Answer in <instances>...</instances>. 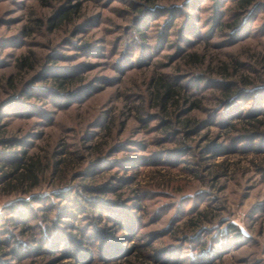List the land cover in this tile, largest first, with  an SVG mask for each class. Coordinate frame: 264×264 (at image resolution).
Listing matches in <instances>:
<instances>
[{
    "label": "rangeland",
    "instance_id": "obj_1",
    "mask_svg": "<svg viewBox=\"0 0 264 264\" xmlns=\"http://www.w3.org/2000/svg\"><path fill=\"white\" fill-rule=\"evenodd\" d=\"M0 264H264V0H0Z\"/></svg>",
    "mask_w": 264,
    "mask_h": 264
},
{
    "label": "trees",
    "instance_id": "obj_2",
    "mask_svg": "<svg viewBox=\"0 0 264 264\" xmlns=\"http://www.w3.org/2000/svg\"><path fill=\"white\" fill-rule=\"evenodd\" d=\"M252 3V0H239V5L240 6H246ZM80 9L79 4H75V5H67L66 7H62V9H60L57 12V16L58 17V22H54L52 19H50L52 21L51 25H58L59 22H62L63 20H65L66 18H68L73 12H77ZM234 25H236V22L234 23ZM136 29L139 30L138 27H136ZM140 35H144V33L140 32ZM29 64V58H24L22 60V65H26ZM76 76L73 74L70 75H64L63 79H61L59 81V85H64L67 84L69 82H73L75 80ZM154 81V78L151 80ZM239 84V83H236ZM174 84L171 83V81H165L162 77H159L158 79H156V89H154V98H157V102L162 106V107H166L168 105V103H170V101H177V99L175 98L178 90L173 86ZM228 86L226 87V91H225V95L223 96V100H227L228 98H233L234 96L238 95L242 89H236V90H232L231 88V84H227ZM241 88V87H240ZM154 100V99H153ZM198 104V106L200 105L197 102H193L191 104V106H194ZM250 116H246V117H253V115L249 114ZM186 126H190L189 124V119L187 120ZM197 124L194 123L193 126L189 129H185L187 132L192 129V128H196ZM252 126H255L254 124ZM256 129L255 130H251L250 134L254 135L255 138L261 137V131L260 128L258 126H255ZM213 144V143H212ZM253 150H257V148L255 146L252 147ZM22 157H13V159L11 160L13 163L12 165L15 166L16 170H19L21 167V163L19 160H22ZM34 166V167H33ZM36 168L38 169V167L36 166V164L31 163L26 170L28 171L27 174H36L37 172H35ZM22 175H24V172L22 173ZM235 229H232V231H234Z\"/></svg>",
    "mask_w": 264,
    "mask_h": 264
}]
</instances>
